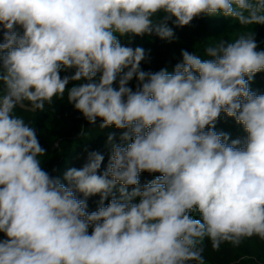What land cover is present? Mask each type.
I'll return each mask as SVG.
<instances>
[{
    "label": "clouds",
    "instance_id": "clouds-1",
    "mask_svg": "<svg viewBox=\"0 0 264 264\" xmlns=\"http://www.w3.org/2000/svg\"><path fill=\"white\" fill-rule=\"evenodd\" d=\"M218 14L264 25V0H0V264H205L206 238L213 249L264 240V94L249 86L264 50L249 33L152 72L149 51L130 46ZM66 90L89 123L123 131L109 134L103 171L91 151L62 182L14 109L43 111ZM221 114L243 140L215 130Z\"/></svg>",
    "mask_w": 264,
    "mask_h": 264
},
{
    "label": "trees",
    "instance_id": "trees-1",
    "mask_svg": "<svg viewBox=\"0 0 264 264\" xmlns=\"http://www.w3.org/2000/svg\"><path fill=\"white\" fill-rule=\"evenodd\" d=\"M169 23L172 26L171 21ZM174 32L175 38L170 42L155 35L132 38L130 46L133 48L140 46L149 51L148 60L141 63L142 70L155 72L166 68L172 72L176 63L182 59L181 50L207 58L205 54L207 46L221 40L231 42L240 35L249 33L258 45L257 50H264V25H242L231 17L219 14L196 17L188 26L174 27ZM120 39L122 44H129L128 37ZM0 42H3L2 32ZM73 72L72 69L62 70L61 76H70ZM78 83L80 82L70 81L66 88L70 89ZM135 84L134 79L129 86L135 88ZM249 86L255 92L262 90L264 72L257 73ZM25 103V108L17 106L14 109V115L23 118L35 129L40 145L45 149V154L39 157L43 169L53 176L60 177L63 182V175L68 169L81 168L86 162L87 154L98 151L104 155L100 171L104 170L111 155V145L107 138L109 134L114 133L118 142L123 130L114 127L101 128L102 121L99 118L95 123H89L82 113L69 103L67 90L63 98H53L51 104L46 103L43 111H33L30 104ZM152 179L153 174L140 175L141 184ZM80 198H83L82 195ZM99 201V194L89 197L88 211H95ZM4 238V234L0 233V239ZM201 247L205 264H264V240L257 236L244 238L238 245L225 242L218 249H213L211 241L206 238Z\"/></svg>",
    "mask_w": 264,
    "mask_h": 264
},
{
    "label": "rangeland",
    "instance_id": "rangeland-1",
    "mask_svg": "<svg viewBox=\"0 0 264 264\" xmlns=\"http://www.w3.org/2000/svg\"><path fill=\"white\" fill-rule=\"evenodd\" d=\"M257 93L264 94V87L262 90H257ZM219 120L216 123L215 130L218 132H225L230 134V139H241L246 137V132L244 131L242 125L235 122L234 118L227 117L225 114H221ZM195 217H199L198 213H193Z\"/></svg>",
    "mask_w": 264,
    "mask_h": 264
}]
</instances>
